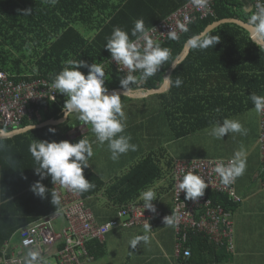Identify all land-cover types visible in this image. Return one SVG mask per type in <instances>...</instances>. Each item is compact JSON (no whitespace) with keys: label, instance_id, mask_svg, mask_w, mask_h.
I'll list each match as a JSON object with an SVG mask.
<instances>
[{"label":"trees","instance_id":"1","mask_svg":"<svg viewBox=\"0 0 264 264\" xmlns=\"http://www.w3.org/2000/svg\"><path fill=\"white\" fill-rule=\"evenodd\" d=\"M189 1L152 0L151 5L144 3L143 8L140 3H136L137 0H130L112 19L110 29L102 32L87 51H95L99 54L100 56L95 55L99 58L95 63L103 65L111 59L110 53L106 57L102 55L106 44L104 38L112 33L113 27L121 26V22L124 27L128 23L131 18L126 15L133 7L138 11L139 19L149 9L151 20L149 27H153ZM70 2L71 0H55V3L51 0H0V70L7 72L16 81L36 78L53 81L54 76L65 66V61L70 59L69 52L78 54L82 51L81 47L76 48V44L73 49L69 45L66 46L73 35L78 38L81 46L85 45L81 35L74 29L69 28L62 36L60 35L63 30H60L61 32H57V35L52 37L46 30L48 24H56L59 19L61 21V16H58L54 9L67 7ZM83 2L76 0L74 6L78 7ZM140 2L145 1L140 0ZM159 6L160 13L152 9ZM27 8L32 9L28 16L17 11ZM243 8L240 0H214L216 18L198 20L192 23L189 31L177 40L169 39L161 44L162 47L170 49V60L155 76L142 81L144 83L141 88L146 90L158 88L164 81L166 73L183 52L187 39L192 35L203 32L210 24L222 19L238 18L248 22L249 16L254 11L246 13ZM124 30L130 33L129 30ZM210 34L220 36V41L213 48L206 50L191 49L188 57L172 73L171 90L157 95L169 127L178 138L209 128L224 118L253 109L254 105L249 96L252 93L264 95V49L254 43L245 29L236 24L222 25ZM58 35L60 38L57 37ZM130 38L135 39L131 36ZM40 39H43L47 45L43 47L44 56L39 62L40 69H37L39 74L31 78L20 76L21 59L16 55L23 49L31 47V43L42 44ZM99 49L102 51L98 52ZM82 72L86 75L88 69ZM114 72L113 69L105 70V86L109 91L122 88L121 85L111 83L107 79L111 73L114 79L122 77ZM177 78L182 80L180 87L174 84ZM131 88L138 86L131 84L127 89ZM65 100V98L61 99L57 103L44 101L39 107L35 106L38 113L31 120L25 119L22 127L39 125L52 119H62ZM216 109H219V112ZM49 128H54L55 133L49 132ZM33 139L49 142L66 140L57 126H47L11 139L0 140V245L10 240L21 228L56 212L55 206L51 204L50 193L46 198L41 199L30 190L31 185L40 179L35 174L36 164L28 150ZM156 161L157 159L152 155L144 158L108 188L89 167L84 170V176L94 184V187L83 193V196L87 198V195L91 196L106 189L110 198L115 197L114 203L117 206L138 200L143 190L162 177L163 171ZM171 165L173 170V162ZM41 182L48 189L53 186L50 177ZM210 197L215 203L233 211L234 205L227 196L210 194ZM188 246L192 255L186 258L189 260L187 263L194 262L198 253L205 252L204 256H206L207 251L211 253L214 261L221 259L217 250L201 234L192 232ZM97 252L105 253L101 247L97 248Z\"/></svg>","mask_w":264,"mask_h":264},{"label":"crops","instance_id":"2","mask_svg":"<svg viewBox=\"0 0 264 264\" xmlns=\"http://www.w3.org/2000/svg\"><path fill=\"white\" fill-rule=\"evenodd\" d=\"M75 1L76 0H71L70 4L67 7L64 6L62 8H55L54 11H56L58 16H61V21L59 19L56 21V24H48L46 30L50 34V37L57 35V32H59L60 30H63L60 35L62 36L69 28L72 30L74 29L76 32H78L84 40L85 45L81 46L78 38H75V36L73 35L71 41H68L66 43V46L69 45L70 48L73 49L74 45L76 44V48L81 47L82 51H80L78 54L69 52L70 59L71 57L76 60L81 59L91 64L99 59L95 56L99 54H96L95 51H87V49L92 47L91 44L94 43V41L100 36L102 32L104 33L106 29H110V23L112 19H114V17H116L122 11V9L130 0H83L84 2L78 7L74 6ZM143 1L145 2H140V0H137L136 3H140L144 8V3H146L147 5H151L152 0ZM240 1L244 7V12L250 13L254 11L255 5L253 3V0ZM152 9L157 10V13H160V6L158 8L155 7ZM149 14L150 12L148 9L147 12H145L144 16L141 15L140 18L144 20L145 26H148V28L150 29L151 27H149V24L151 20L149 18ZM126 16L130 17L131 19L124 27L123 22H121V26L118 27L129 30V35L131 36V29L134 26V21L136 19H139V13L136 8L133 7L131 10H129ZM110 35L111 34H109V36ZM60 36L58 35L57 37L60 38ZM108 37L106 36L104 38V41L107 42ZM40 40L42 44H36V42L31 43V47H29L28 49H23L21 53L16 55L21 59L20 76L31 78L39 74V70L37 69H40L39 62L40 59H43L44 56L43 47L47 45L46 42L43 41V39ZM101 51L102 49L98 50V52ZM104 51L105 52H102V55L106 57L109 52L105 48ZM106 69L107 71H112L111 68L106 67L105 70ZM84 70H86V68L80 69V71ZM121 78H123V76L118 79H114L112 73L107 76V79H109L111 83H114L116 85H120ZM123 99L124 106H126V102L133 103V101L143 100L131 99L126 96H123ZM161 110L163 112L164 119H166L167 121L165 112L163 111V109ZM161 110L158 109L157 111ZM126 111L125 116L128 114ZM146 116L147 115H144L140 119L134 120L131 123H129V121L132 120H129L127 118L125 120L126 128L124 134L131 136V143L137 145L136 151H129L128 153L121 155V157L117 161H113L110 158V152L107 148L106 143L103 146H99L97 143H93L94 155L89 161V167L91 171L99 179H101L102 182H104L106 188H108V186H111L118 178H121L122 176L127 174L136 164L141 162L145 157L144 154L146 151L148 152V156L152 155L155 159H157V155H160L161 158L157 159L156 162L158 163V165H160L159 167L163 171L161 175L162 177L158 178L152 185L149 186V188L154 190L156 193L157 199L153 201V204L158 206L160 212L163 215H169L173 207L172 162L176 159L192 160L214 158L206 156L205 154L199 155L197 151L191 149H182L180 151H175L174 155L171 156V160H169L168 154L164 151L165 146H167L165 136L161 139V132L159 129L160 121L154 123V125H157V133L151 135L149 133L145 134L144 131L142 132L141 129L144 127V123L146 122V119H144V117L146 118ZM57 127L69 142H78L83 137L88 139L90 142L95 141V135L91 132V126L83 125V122L79 121L75 114L70 115L69 119L66 122ZM210 128L211 127L207 129ZM137 130L139 132L136 133ZM197 133L198 131L181 138H178L173 133L174 137L172 141H174V143L178 147H180L179 145H182L183 140L189 138L190 143L193 144L195 137H197ZM233 136L234 138H239L237 150L243 147L247 154L246 172L243 176L236 179V193L241 198V202L237 204L232 202L234 205L233 221L235 226V243L233 253H228L225 250L219 251L216 249L219 257L221 258L220 261H214L211 253L207 251L206 256H204L205 252L198 253L197 259L194 262L187 263L189 260H186V258L177 257L175 227H169L158 220H154L150 225L152 230L150 233L151 238L147 244L141 243L140 245H137L135 249L129 247V242L131 239H133L136 235L144 234V226H137L134 228H120L109 233L103 242H100L98 240L91 241L87 245V249L93 260L87 261L86 259H83L82 263L264 264V161L258 144L260 129L257 130L255 134V140L253 141V145L249 150L247 145L245 146V144L241 141L240 137L242 136L246 141V135H240L238 133L229 134L227 140H229V138ZM233 154L234 152L232 153V155H227L226 157L220 158H223V160H229L233 156ZM163 161L166 165L163 164ZM132 165L133 167L129 169ZM163 165H165V167H163ZM53 187L55 186L53 185L49 189H52ZM63 190L64 189L62 188V191ZM81 196L86 199L87 206L93 211L99 224H104L117 219V205L114 203L115 197L110 198L106 192V189H102L101 191H99V193H93L91 196L87 195V198L83 196V194H81ZM101 201H103L104 203H102ZM135 201L143 203L140 198ZM90 202L93 205H91ZM64 224L65 223L62 218L58 219L54 223L57 230H61ZM100 247L105 251V253L101 254L97 252V248L100 249ZM110 253L111 256L107 263L106 258L109 257Z\"/></svg>","mask_w":264,"mask_h":264},{"label":"clouds","instance_id":"3","mask_svg":"<svg viewBox=\"0 0 264 264\" xmlns=\"http://www.w3.org/2000/svg\"><path fill=\"white\" fill-rule=\"evenodd\" d=\"M51 2L55 3V0ZM190 2L198 9L206 8L209 4V0H190ZM17 11L28 16L32 9ZM248 24L255 39H264V0H256L255 11L249 16ZM178 28L184 33L189 31L186 23H179ZM131 37L135 39L130 38L129 33L124 29L114 27L104 47L110 53L111 62L128 70L127 75L120 79L123 92L138 80L147 81L155 76L171 56L170 49L162 47L153 39L142 18L134 21ZM167 38L177 40L178 32L168 31ZM219 41L220 36L201 32L188 38L186 45L194 50H206L213 48ZM82 68L88 69L87 75L80 71ZM174 84L180 87L182 80L177 78ZM51 88L67 97L63 106L64 116L69 117L75 114L83 125L91 126V132L95 135V141L91 142L85 137L75 143L67 140L49 142L33 139L29 145L28 150L36 164L35 174L40 177L31 185L30 190L41 199L46 198L50 193L51 204L55 206L57 213L62 204L61 194L55 187L46 188L41 181L50 177L54 186L59 185L72 193L83 194L94 187V184L84 176V170L89 168V161L94 155L93 143L99 146L106 143L113 161H117L121 155L129 151H136L137 145L131 143L130 135L124 134L126 116L121 101L122 93L116 91L109 93L105 86V71L102 64L95 62L89 64L81 59H68L62 70L54 76ZM249 97L255 112L264 114V95L252 93ZM216 111L219 112V109ZM34 127V124L30 126L31 129ZM55 131L54 128H49V132L55 133ZM247 132L248 130L238 120L224 118L215 123L209 135L215 139H223L226 134L247 135ZM246 169L247 154L241 147L226 163H217L213 171L219 176L221 183L227 186L243 176ZM208 186L200 175L189 171L183 174L176 188L179 194L181 192L185 194L186 200L196 204L204 196ZM139 198L143 201L144 210L156 212L153 201L157 197L154 190L151 188L143 190ZM163 219L166 226H175L174 215L165 216ZM151 231L150 224L146 221L144 234L136 235L131 239L129 247L135 249L141 243L147 244L151 238ZM28 243L29 241H25V244ZM24 264H47V261L39 251L30 248L25 254Z\"/></svg>","mask_w":264,"mask_h":264},{"label":"built area","instance_id":"4","mask_svg":"<svg viewBox=\"0 0 264 264\" xmlns=\"http://www.w3.org/2000/svg\"><path fill=\"white\" fill-rule=\"evenodd\" d=\"M253 3L255 5L256 0H253ZM209 18H216L214 0H209L208 6L203 9L194 7L189 1L149 30L153 39L163 44L169 40L167 32L170 30L177 31L178 37L184 34L178 28L179 23H186L189 27L198 20ZM103 67L104 71L106 67L112 68L123 77L128 72L123 66H117L115 62H111V59L103 64ZM143 83L138 80L133 85L141 88ZM51 84L52 81L46 78L16 81L7 72L0 70V129L13 131L22 128L24 120L27 118L31 120L38 112L35 106L39 107L44 101L57 103L67 98L52 89ZM258 144L264 161V114H260ZM227 161L223 159L174 160L173 207L169 215H163L155 204L156 212L152 213L143 209V203L133 201L116 206L117 219L99 224L81 194L65 189L62 191V188L56 185L55 188L62 197L60 210L21 228L10 240L0 245V264H24L25 254L30 248L39 251L47 264H83V259L93 260L87 249L91 241L103 242L114 230L144 226L146 221L150 225L154 220L164 223L163 218L171 215L176 217L174 227L177 257H191L192 252L188 243L192 232L203 235L215 249L233 253L235 235L233 211L227 210L222 204L215 203L210 197V194H219L227 196L235 204L241 202V198L236 193V180L225 186L213 171L217 163ZM189 171L200 175L209 185L205 189L204 196L196 204L186 200L185 194L183 192L179 194L176 188L183 174ZM60 218L65 224L61 230H57L54 223ZM25 241L29 243L25 244Z\"/></svg>","mask_w":264,"mask_h":264},{"label":"rangeland","instance_id":"5","mask_svg":"<svg viewBox=\"0 0 264 264\" xmlns=\"http://www.w3.org/2000/svg\"><path fill=\"white\" fill-rule=\"evenodd\" d=\"M147 98L148 99H143L142 101H133V103H128L125 101L126 106H124L123 104L124 99L123 96H121L123 111L125 112L127 110L126 112L128 114L126 115V118L132 120L129 121V123L133 122L134 120L140 119L144 115H147L146 118L144 117V119H146V122L144 123V127L141 129L142 132L143 131L145 132V134L149 133L153 135L157 133V125L156 124L154 125V123L160 121L159 129L161 132V139L165 136L167 146H165L164 151L168 154L169 160H171V156L174 155L175 151H180L182 149H191L197 151L199 155L205 154L206 156H209L214 159H223L220 157H226L227 155L228 156L232 155V153L238 149L237 144L239 138H234L233 136L230 137L229 140H227L228 135L226 134L225 137H223V139H215L214 137L209 135L212 127L215 124L211 125L210 129L206 128L204 130L198 131L196 135L197 137H195L193 144L190 143L189 138H186L183 140L182 145H179L180 147H178L174 143V141H172L174 134L170 129L168 122L166 121V119H164L163 112L161 110L162 105L160 98H158L155 95H152ZM158 109H160L161 111H157ZM229 118L238 120L248 130L246 135L247 142L243 139L242 136L240 137H241V141L245 144V146L247 145L248 150L251 149L253 145V141L255 140V134L257 130L260 129V114L256 113L253 108L243 113L233 115ZM137 132L139 131L137 130L136 133ZM144 155L145 157H147L148 152L146 151ZM156 158L160 159L161 156L157 155ZM163 164H165L164 161ZM133 165L129 169H131ZM165 165H163V167H165ZM101 202L104 203L103 201ZM90 204L93 205L91 202ZM234 243H235V239H234ZM110 256L111 253L109 257L106 258L107 263L110 259ZM84 264H89V263L86 262Z\"/></svg>","mask_w":264,"mask_h":264},{"label":"water","instance_id":"6","mask_svg":"<svg viewBox=\"0 0 264 264\" xmlns=\"http://www.w3.org/2000/svg\"><path fill=\"white\" fill-rule=\"evenodd\" d=\"M225 24H236V25L240 26L241 28L245 29L250 34L251 39L254 41L255 38L252 36V30H251V27L248 24V22H245V21L240 20L238 18H228V19H222V20L215 21L214 23L210 24L203 32L210 33L211 31H213V30L217 29L218 27L225 25ZM255 43H257L258 45H260L264 49V39H255ZM190 52H191V48H188L187 45L185 44L183 52L177 58V60L173 63L170 70L166 73L164 81L158 86V88L152 89V90H146L143 88L142 89L141 88H139V89H127L125 92H123L124 89L119 88V89L109 91V93L116 91V92L122 93L121 96H126V97H129L131 99H145V98L150 97L152 95H161V94H165V93L169 92L172 88L171 77H172L173 71L178 67V65H180L188 57ZM69 117L63 116V118L59 119V120H54V119L48 120V121H45L39 125H35V127L32 129L30 128V126L22 127V128L13 130V131H5L3 129H0V140L11 139V138H14L16 136L26 134L32 130L44 128L47 126H59V125L63 124L64 122H66L69 119Z\"/></svg>","mask_w":264,"mask_h":264},{"label":"bare ground","instance_id":"7","mask_svg":"<svg viewBox=\"0 0 264 264\" xmlns=\"http://www.w3.org/2000/svg\"><path fill=\"white\" fill-rule=\"evenodd\" d=\"M28 119V118H27Z\"/></svg>","mask_w":264,"mask_h":264}]
</instances>
